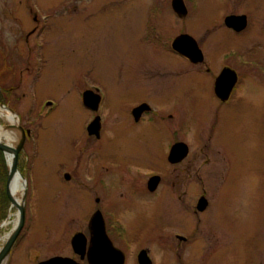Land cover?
<instances>
[{
    "label": "rangeland",
    "instance_id": "rangeland-1",
    "mask_svg": "<svg viewBox=\"0 0 264 264\" xmlns=\"http://www.w3.org/2000/svg\"><path fill=\"white\" fill-rule=\"evenodd\" d=\"M184 1L191 13L188 21L176 18L170 10L172 0H0V106L13 110L18 117V125L10 128L18 136L15 147L22 139L18 127L31 130L18 163L19 173L25 179V224L6 264H35L67 250L71 237L86 227V211L93 208L91 202H84L82 194L86 199L88 191L77 185L80 179L72 170L78 168L81 174H96L100 181L109 182L117 177L119 167L130 173H136L137 167H141L142 173L155 167L166 169L161 182L164 195L160 192L158 199L147 195L141 201L145 205V223L137 232L145 237L162 229L159 238L147 239L156 262L172 260L167 253L175 246L171 229L179 227L178 213L185 211L186 201L192 200L189 193L177 200L180 198L173 188L175 176L179 174V180L186 183L182 178H190L189 172L194 169L190 181L196 184L197 191L202 192L203 183L213 185L215 201L205 220L211 224L216 217L230 229L224 263L264 264V250L259 260L264 245V79L262 82L259 75H264V68L238 64L240 60L257 62L264 58V48H254L256 53L247 54L264 41V0ZM158 7L165 14L155 21L167 29L166 35L194 33L202 47L216 52L213 54L217 60L213 59L215 56L207 57L200 69L148 47H142L140 53L137 29L141 32L147 12ZM244 14L249 25L237 35L227 28L225 20ZM238 50L236 59H226ZM140 55L142 58H138ZM225 60L245 75L239 86L246 91L239 122L229 123L226 132L222 128L223 134H217L214 148V137L207 136L203 128L195 129V124L206 120L204 97L211 101L209 91L216 75H210L206 69L213 62ZM213 66V71L218 70ZM134 73L147 80L139 92L134 90L140 88L134 86L139 80ZM83 75L98 77L108 94H115L117 100L127 92L143 96L147 89L149 95L160 99V104L179 93L180 115H166L159 125L136 126L119 132L120 139L89 145V113L78 90ZM131 75L132 83L124 80ZM188 83L194 85L186 87ZM118 111L106 110L111 116L107 127L115 135L119 126L124 129L131 123L125 118L124 109ZM0 123L10 126L4 118H0ZM211 124L206 120L204 126L208 130ZM184 126L179 139L192 145V154L175 170L166 161V138L170 130ZM204 145L206 148L202 149ZM8 173L3 153L0 249L8 241L3 238L11 233L15 218L7 199ZM62 173H70V180L62 178ZM16 212L19 219L18 208ZM119 214L123 219L129 218L121 210ZM191 215L183 216L182 222L189 224ZM133 254L130 252L129 260L136 263ZM211 262L212 258L204 260V264Z\"/></svg>",
    "mask_w": 264,
    "mask_h": 264
},
{
    "label": "flooded vegetation",
    "instance_id": "flooded-vegetation-1",
    "mask_svg": "<svg viewBox=\"0 0 264 264\" xmlns=\"http://www.w3.org/2000/svg\"><path fill=\"white\" fill-rule=\"evenodd\" d=\"M170 10L174 13L177 19L183 21L191 19L189 8H187V11H185L184 14H180L181 12H184L183 10L177 11L174 8H171ZM164 11V9L159 7L150 9V13L147 12V16L145 17V24L143 25L141 32L137 29L138 48L141 50L140 53H142V47H148L155 52L157 51L161 54L173 56L187 66L190 65L191 67H199L202 69L207 57L215 56L213 53L216 52L210 50L211 48L207 46L205 47L203 45L204 47H202L194 37V33L192 34L189 31L177 36L166 35V33H168L167 29L163 28V25L161 24H156L155 21L160 15L165 14ZM247 20L249 25L248 17ZM188 26H191V24ZM227 28L237 35L242 34L247 29L246 28L242 32H237L232 28ZM183 36H190L195 39L203 56L201 62H195L191 57L186 56L173 47L174 42ZM258 47L264 48V41H260L255 47L248 50L247 54L256 53L253 49ZM239 50L234 51V53L226 59H232L235 58V56H238V54H240ZM138 58H142L141 55ZM213 59L217 60L216 56ZM238 64L246 66V68L251 66L257 67L259 65V68L262 69L264 68V58L257 62L251 60L242 62L240 60L238 61ZM213 65H215L218 70L220 69L218 73V70L213 71ZM226 69H230L236 73L237 82L230 94L226 97H222L217 94L215 87L219 76ZM206 70L210 75H216L215 78H213V87L209 91L211 101L210 97L209 102L206 100V97H204L206 102L203 103L206 120L210 122L212 121V124L207 130V126H204L206 120L203 122L199 121L198 124H195V129L203 128L202 131H207V136L214 137L215 148L217 134L220 132V137L223 134L221 133L222 128H224V132H226L229 123L234 122L237 124L239 122V116L243 110L242 104L246 91V89L243 90L240 88L239 85L243 83L245 75H240L239 70L228 65V61L226 60L223 63H219V61L213 62V64H210V67ZM133 75L137 76L136 73ZM133 75H131V78H124V80H129L130 83H132L131 79ZM259 76L263 82L264 75ZM138 78L139 80H137L134 85L140 86L139 89H134L137 92L145 86L147 81H144V77L137 76V79ZM142 80L144 81L143 83ZM99 81L98 77H93V75H83L80 77L78 84L82 105L87 110V113H89L88 119L86 120V134L88 141H91V143L88 142L89 145L93 142L97 144L101 143L103 140L120 139L121 134L117 136L119 132L136 126L141 127L142 125L147 124L159 125L158 122H163L166 115L168 117L180 115L178 114L180 110V103L178 100L179 93L173 95L168 102L160 104H157L160 99L154 97V95H149L147 89L146 94L143 96L133 95L134 93L131 94V92H127L122 95L121 99L117 100L114 98L115 94L109 95L107 88H104ZM193 85V83H188L186 84V87H191ZM144 90L145 89H143V91ZM162 96H164V93H162ZM119 108L126 111L125 118H128L131 123L128 126L125 125L127 127H123L124 129L119 126L118 131H115V135L107 127V125H110L109 121H111V116L107 112L116 111L118 113ZM164 112H166V114ZM184 129L185 126L181 128L177 127L173 132L170 130V133L166 138V141L169 144L166 153V161L170 166H173L175 170L186 162L192 154V145L190 146L185 141H182L184 140L182 138L179 139V136L183 134ZM29 130L30 129H27V131ZM180 143L187 145L188 153L181 160L171 161L170 155L172 148ZM212 146L213 144H211V147ZM205 148L206 145L202 146V149ZM99 166L100 164H97L96 168H99ZM140 168L141 167L135 168L136 173H130L126 168L123 169L119 167L117 170V177L110 178L109 182L104 179L100 181L96 174H81L78 168L72 170L74 171V174L78 176V179H80L77 185L84 186L88 191L86 199L84 194H82L84 202L86 203L88 201L93 205L92 209L89 208L88 211H86L85 219H83L85 221L88 218V222L86 227L76 232L71 237L68 244L69 248L67 250L64 249V252L58 251L56 254H51L46 259L40 260L35 264H40L55 258L63 259V262L66 264H204L206 258H212L210 264H225L223 260L227 254V252H225V246L228 239L227 231H230V229H226L224 223L221 222L222 220L218 221L216 217L213 218L211 224L205 220L207 213L210 211L215 201L213 185L203 183L201 186L202 192L197 191L196 184L190 181L191 173L194 172V169L192 172H189L190 178H182L186 183L179 180V174H176L173 183L175 194L180 198L177 199L178 201L181 200V198L186 197L188 193L190 194L189 197H192V200L186 201L187 207L183 208L185 211L181 212L180 210L178 213V216H180V218H177L180 220L179 227L175 225L173 229H171L173 232L171 239L174 241L175 246L170 249L171 252L169 251L167 253H170L168 256H171L172 260L170 263L162 260H159L160 262L155 261L148 246L147 239L148 237L152 240L159 238V234H163L162 229L161 231L158 230L159 233L151 232L150 235H145V237L138 236L137 232L145 223L143 218V209L145 205H143L141 201L144 200L147 195H152L156 199L164 195L161 182L166 169L155 167L151 168L147 173H142ZM124 173L126 174L125 177ZM61 176L66 179V181H69L71 174L62 173ZM154 177H158L159 183L155 190H150V182ZM126 178L129 180L127 181ZM141 182L146 183V185L143 186ZM160 192H162L161 196ZM180 192L182 193L180 194ZM120 210L127 214V216H125L126 218H129L123 219L119 214ZM188 213L192 215L188 216L189 224H185L182 222L183 216L188 215ZM161 245L159 242V246ZM263 250L264 245L260 250L259 260L262 258L261 253H263ZM130 252H134L133 256L136 263H131L129 260ZM221 252L223 254L220 256L219 254H221Z\"/></svg>",
    "mask_w": 264,
    "mask_h": 264
},
{
    "label": "water",
    "instance_id": "water-1",
    "mask_svg": "<svg viewBox=\"0 0 264 264\" xmlns=\"http://www.w3.org/2000/svg\"><path fill=\"white\" fill-rule=\"evenodd\" d=\"M172 7L177 11H180V10L184 11V12H181L180 14H184L185 11H187V6L184 0H172ZM225 24L227 25V27L232 28L237 32H242L243 30L247 28V25H248L247 16L246 15L228 16L225 20ZM173 47L179 52L185 54L186 56L191 57L195 62H201L203 60L202 53L199 50L197 43L195 42V39H193L190 36H183L182 38L176 40L173 44ZM236 82H237L236 73L230 69L224 70L219 76L217 83H216L215 88H216L217 94L222 97L228 96L231 90L236 85ZM1 107L9 109L8 107L4 105H1ZM9 110L12 113H14L11 109ZM18 128L22 132V139L17 147H11L5 143L0 142V151H2L6 157H7V153L13 154V162L11 164V167L9 168L8 182H7V195L12 205L14 204V200L11 197L10 192H9V182H10L11 177L14 174L19 173V170H18L19 155L21 151L23 150L25 140L27 137V133L25 132V130L21 127H18ZM187 153H188V148L186 144H183V143L176 144L172 148L170 159L171 161L181 160L187 155ZM158 183H159L158 177H154L150 182V186H149L150 190H155ZM17 208L19 210L18 225L16 229L13 231V233L10 235V237L8 238V241L6 242L5 246L0 251V264H3L4 261L7 260L8 256L11 253V250L14 247V244L16 242L18 235L20 234L25 224L24 201H23V204L18 205ZM40 264H66V263L63 262V259L61 258H55V259H52L46 262H42Z\"/></svg>",
    "mask_w": 264,
    "mask_h": 264
},
{
    "label": "bare ground",
    "instance_id": "bare-ground-1",
    "mask_svg": "<svg viewBox=\"0 0 264 264\" xmlns=\"http://www.w3.org/2000/svg\"><path fill=\"white\" fill-rule=\"evenodd\" d=\"M0 118H4L6 120V122H8L10 124L9 127H5L0 123V142L5 143L11 147H15V144L18 141V136L10 128L16 127L18 125L19 121H18L17 115L12 113L9 109L0 106ZM6 159H7L8 166L10 168L11 164L13 162V154L7 153ZM24 190H25L24 179L21 177V175L19 173L14 174L11 177L10 182H9V192H10L11 197L14 200V204L12 205V209H13L12 215L15 218L12 221L13 228H12L11 233H8L3 238V240H7L18 225L19 219H18V214L16 211H17V206L23 204ZM6 261L7 260H5L3 264H6L7 263Z\"/></svg>",
    "mask_w": 264,
    "mask_h": 264
},
{
    "label": "trees",
    "instance_id": "trees-1",
    "mask_svg": "<svg viewBox=\"0 0 264 264\" xmlns=\"http://www.w3.org/2000/svg\"><path fill=\"white\" fill-rule=\"evenodd\" d=\"M0 154L3 155V152L0 151ZM7 199H9V198H7Z\"/></svg>",
    "mask_w": 264,
    "mask_h": 264
}]
</instances>
